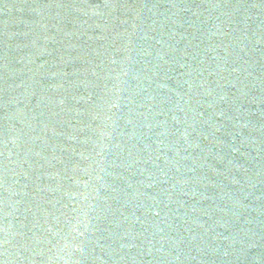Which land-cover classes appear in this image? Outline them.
<instances>
[{
  "label": "water",
  "instance_id": "water-1",
  "mask_svg": "<svg viewBox=\"0 0 264 264\" xmlns=\"http://www.w3.org/2000/svg\"><path fill=\"white\" fill-rule=\"evenodd\" d=\"M0 264H264V0H0Z\"/></svg>",
  "mask_w": 264,
  "mask_h": 264
}]
</instances>
